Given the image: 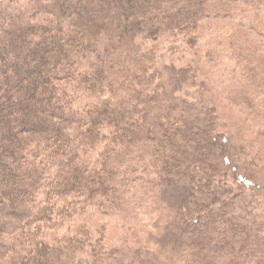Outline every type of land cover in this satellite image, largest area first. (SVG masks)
<instances>
[{"label": "trees", "instance_id": "trees-1", "mask_svg": "<svg viewBox=\"0 0 264 264\" xmlns=\"http://www.w3.org/2000/svg\"><path fill=\"white\" fill-rule=\"evenodd\" d=\"M211 19L264 38V0H1L0 264H264L260 145L239 138H264V84L220 70ZM89 211L124 245L74 229Z\"/></svg>", "mask_w": 264, "mask_h": 264}, {"label": "rangeland", "instance_id": "rangeland-1", "mask_svg": "<svg viewBox=\"0 0 264 264\" xmlns=\"http://www.w3.org/2000/svg\"><path fill=\"white\" fill-rule=\"evenodd\" d=\"M248 25V22L243 23L230 19H211L201 24V29L198 33L203 37L201 40L202 44L212 38L227 52V58L224 60L220 70L222 72H227V70L234 69L239 73L238 77H240L242 85L252 86L254 90L258 83L260 86L264 84V38L255 36L252 31H248ZM195 51L196 49L194 48L193 51L186 52V54H188V56L186 55V60H190L192 55H195ZM245 72H247L250 77L243 75ZM213 77L212 75L206 76L201 78L200 81H204L209 87H212L210 88L211 91L209 94L212 97H216L217 108H219V112H221V127H230L235 124L240 125V113L238 110L236 111L225 104V98L221 96L219 94L220 91L216 89V83H213ZM259 92L261 93V91ZM261 95L264 94L261 93ZM260 98L264 100V96ZM242 128L244 130L239 132L240 141H256V143L260 145V147L256 149L257 154L253 159L252 168H255L259 173L264 172V138L258 136L256 131L246 126ZM228 180L229 184H233V188H236L235 181L233 179ZM75 222L76 225L73 226L74 229H80V226L82 228L88 227L92 230L106 228V234H104V232L102 233V237H104L106 243V250L123 246L129 234L117 221L103 218L92 211L78 217ZM59 233L57 234V238L60 240L62 235L59 237ZM63 235H65V233H63Z\"/></svg>", "mask_w": 264, "mask_h": 264}]
</instances>
